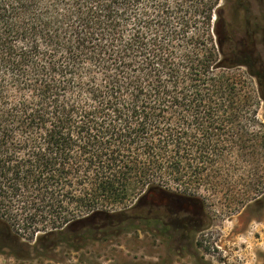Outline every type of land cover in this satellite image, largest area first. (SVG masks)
<instances>
[{"label":"trees","instance_id":"1","mask_svg":"<svg viewBox=\"0 0 264 264\" xmlns=\"http://www.w3.org/2000/svg\"><path fill=\"white\" fill-rule=\"evenodd\" d=\"M220 1L0 0V253L264 210V63Z\"/></svg>","mask_w":264,"mask_h":264},{"label":"rangeland","instance_id":"2","mask_svg":"<svg viewBox=\"0 0 264 264\" xmlns=\"http://www.w3.org/2000/svg\"><path fill=\"white\" fill-rule=\"evenodd\" d=\"M236 3L240 11L237 18L245 17V25L256 31L252 42L264 63V0ZM233 4L234 0L220 1L225 12ZM258 118L264 122V101H260ZM201 210L198 218L202 231L190 237L186 242L190 248L184 252H177L172 238L162 237L158 225L148 226L139 219L125 222L113 236L96 237L86 245L68 243L48 251H27L13 245L1 251L0 264H264V210L251 203L229 217L221 215L217 204H207ZM75 238L81 240L78 235Z\"/></svg>","mask_w":264,"mask_h":264},{"label":"flooded vegetation","instance_id":"3","mask_svg":"<svg viewBox=\"0 0 264 264\" xmlns=\"http://www.w3.org/2000/svg\"><path fill=\"white\" fill-rule=\"evenodd\" d=\"M143 201V204L148 205L150 199L146 198ZM185 202L188 201L185 200ZM201 212V208L197 214L151 212L152 215L149 217L147 216L143 221L147 222L149 220L151 222H158L157 225L159 226V232L162 237L165 238V240L169 237L172 238V241L176 243L177 252H184L190 248L189 245H186V242L190 239V237L193 236L194 238L195 232L199 233L202 231L199 230L201 224L198 218Z\"/></svg>","mask_w":264,"mask_h":264}]
</instances>
